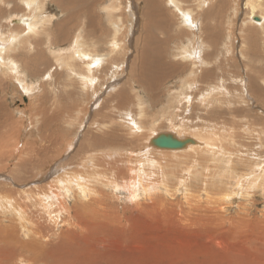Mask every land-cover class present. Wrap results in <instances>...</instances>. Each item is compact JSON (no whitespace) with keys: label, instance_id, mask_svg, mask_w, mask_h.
<instances>
[{"label":"rangeland","instance_id":"rangeland-1","mask_svg":"<svg viewBox=\"0 0 264 264\" xmlns=\"http://www.w3.org/2000/svg\"><path fill=\"white\" fill-rule=\"evenodd\" d=\"M35 1L0 0V34H6L0 36V61L7 63H0V147L1 140L7 143L1 148L0 193L15 175L37 181L44 161H53L55 169L71 161L79 166L90 150L98 173L110 178L118 168L126 177L118 162L141 150V162H151L140 166V180H147L148 172L154 186L148 197L135 190L137 206L126 190L91 185L89 196L106 201L101 207L110 216L107 225L72 238L66 230L75 221L61 213L52 220L59 234L47 247L52 250L48 259L75 263L81 255L79 263L85 264L82 257L89 261L102 251L105 264L264 263V24L250 19L253 5L255 16H264V0H176L179 9L169 0H152L159 9L147 14L152 13L153 22L162 16L174 36L160 51L151 44L148 55L145 0H61V5L60 0H38L45 22L28 30L10 22L31 14ZM107 5L117 9L106 11ZM156 27L150 26L151 33L165 37ZM74 42L80 51L98 55L92 64L93 88L82 75L84 59L67 51ZM186 45L190 53L183 58ZM52 46L62 50L58 57ZM158 53L162 62L156 63ZM153 58L144 70L143 59ZM14 62L19 73L9 69ZM66 63L75 65L73 75ZM152 68L161 75L156 81ZM146 83L155 84L146 89ZM164 133L181 139L199 134L218 150L199 145L191 151L195 143L190 142L180 150L152 145L147 153L149 138ZM26 159L34 161L26 174L18 169L21 164L15 170ZM50 174L38 185L46 186ZM75 192L68 193L73 208ZM92 201L91 210L95 205L98 211ZM21 264L35 262L24 258Z\"/></svg>","mask_w":264,"mask_h":264},{"label":"bare ground","instance_id":"bare-ground-1","mask_svg":"<svg viewBox=\"0 0 264 264\" xmlns=\"http://www.w3.org/2000/svg\"><path fill=\"white\" fill-rule=\"evenodd\" d=\"M43 2H44V0H43ZM57 2H58V0H57ZM61 2L62 1L60 0L59 5H61ZM145 2H146L145 6H148L145 14H146V16H148L149 22H148L147 28H145L146 29L145 30L146 36H147L145 39L146 40L145 42L146 43L148 42V43H147V46H144L145 47L144 50L146 52V55H148L149 53L147 54V52L149 50H150L149 52L152 53L151 49H149L150 48L149 46L151 44L153 46L152 50H154V52H157L158 50L160 51V49H163L162 44H165L167 42V40H170L172 35L174 36V34H172V30H171L170 25L164 21V18L162 16L159 15L160 18H158L157 20H155L153 22L152 13L155 15L157 14L156 10L159 9V4L155 3L153 5L154 2H152V0H145ZM37 3H39L38 0L35 1L34 4H32V13L28 14L26 18H22L20 16L19 18L11 19L10 22H12V23L16 22V24H18L20 26L24 25L26 30L30 29L32 27V25H36V24H40V23L45 22L46 17L44 16V14L42 12V7L40 6L41 4H37ZM169 3L171 4V6H173V8L179 9V7H178L179 4L176 2V0H169ZM115 9H117L116 5H111V6L107 5L106 11L115 10ZM255 9H256V5H253L252 10L250 12V19H251V17H253V20H254ZM149 11L152 13L147 14V12H149ZM37 17H38V19H37ZM258 22H261V23H258L259 25L264 24V16H262L261 20H259ZM152 25L155 27L157 26L158 28L163 30V36H165V35L166 36L162 38L161 36H159L162 33H158V32H154L155 35L152 34L151 28H150V26H152ZM11 32H12V30H11ZM35 32H38V31H35ZM177 34H178V32H177ZM5 35L6 34H4V33L0 34V36H5ZM15 35L17 36V34H15ZM21 36H24V35H21ZM157 36H159V37H157ZM175 36H176V34H175ZM252 42H253V40H252ZM114 44H115V46H112V47L114 49H116L118 47L119 43L114 42ZM75 46L76 45L74 42V44L72 45V48L70 50H67V51H70L69 54H71V57H74L73 54L76 52V54H77L76 57L84 59L85 73L82 75H84L86 77V79H88L87 81H90V84L93 88V85L95 84V82L93 80H96V75L93 74L95 69L93 68L92 64H93V61L95 60V57L98 58V55H96V54L94 55V53L90 49H86V52L80 51V48H79L80 45H78L76 47ZM38 47H39V43H38ZM52 48H54V47L52 46L50 48V50H52L51 53L56 55V57H58V55L61 54L62 50L58 49L56 51L55 50V49H57L56 47L54 49H52ZM183 48H185V49H183V51H181V52L183 54L182 57L185 58V54L190 53V50H189V47H187V45L184 46ZM144 56H145V53L143 54V57ZM4 57H5V55H4ZM144 59L142 61V64H143L142 68L145 65L150 64L151 62L153 64L154 58L152 59V61L151 60L145 61ZM155 59H156V63L162 62V58H160L159 53L155 55ZM1 62H2V66L7 64L6 62H5L6 64L4 63V59L1 60L0 63ZM100 62H101V60H100ZM64 65H66V67H68L70 69L69 72L71 74L76 71L74 64H71V63L67 64L66 63ZM10 66H11V64L9 65L10 70L14 69L15 73L20 72V70L17 67L16 62H14V64L12 65L11 68H10ZM155 66L158 67L159 69H161V67H159L158 64H156ZM145 69H146V67H144V70ZM76 74H78V73H76ZM152 75H153L155 81H156V77L159 78L161 76L160 74L156 73L155 68L154 69L152 68ZM146 78H147V74H146ZM17 82H18V80H17ZM154 84L155 83H152V84L146 83L145 87H146V89L151 88V86H153ZM21 86H22V83H21ZM21 86H19V87L17 86L16 88L19 89V88H21ZM115 86H117V85H115ZM31 88H30V86H28V84H25V89H31ZM24 97L28 98V94L26 95V93H24ZM219 134L221 135L220 132H219ZM214 135H215V138L219 137L216 134H214ZM234 135H236V134H234ZM156 137L149 138V145L146 146V150H147L146 152L147 153H149L150 147H152V145H153L152 140ZM193 138H195L196 141H194ZM193 138H189V137H185L184 139L178 138V139L183 140V141H188V139H189V142L186 144V146L182 147V149L189 147L188 145L191 142V143H195L194 146L191 144L192 145L190 147L191 151H197L198 148H200V147H201V149H204L208 152L218 150V148H216L214 146L215 143H214V145L211 144L208 141V139H204L199 134L193 136ZM211 138H213V137H211ZM1 141L4 143L0 147V157H3V155H5L4 154L5 149H1V148L2 147L5 148V146H7L6 145L7 143H6V140H4V139ZM199 145H201V146L199 147ZM205 146H208V147H205ZM141 152L142 151L139 150L138 152L129 153L130 156H128L127 159L118 162L117 165L125 166L126 177L120 176V174L124 173V171H123V169L118 168L117 170L120 174L117 171L113 172L111 174V176H112L111 178L113 180L104 174L98 173L99 167L95 165L96 162H94V160H93V154H92L91 150H90V152L88 151L87 154L83 158L78 160L79 166H72L73 162L71 161L68 163H66V162L61 163L60 166L56 167V169H55V168H52L51 164L53 163V161H51V160L44 161V163L41 165L40 164L38 165L36 163L39 166L37 169V173L39 172L38 174H40L39 175L40 178L37 181H36V179L29 180L27 178H20L19 175H15V178H12L13 180H11V182H12V184L17 186V189L14 188L12 186V184L10 185V183H7V185H9L10 187L4 185L6 192L0 193V264H21V261L24 258L25 259H33L35 264H53L50 261V259H48L49 253L52 250H51V248H47V247H50V243H52V239H54L59 233L57 234V226L52 224V220L56 221L57 220L56 217H58L61 213L65 212V211L68 214L67 219L70 217L72 220L75 221V224L73 225V227L66 230L67 233L69 234V236H71L72 238L76 236V233H81L82 231L87 232L86 230H89V232H88V234H89L91 228H95L97 230V229H102L104 226H106L110 216H107V208L105 206L103 208L101 207L102 205L105 204V202H106L105 199L104 198H99V199L97 198V200H95L89 196L90 193L92 192L91 185H93L94 183L100 184V185L108 187V188H111L114 191L126 190L129 193V198L132 200V202L134 204H136L138 206V204H139V202H137L138 193H135V190L137 189L139 192H141V190H142L143 194H144L143 196L148 197L152 192V188L154 187V186L150 185V184H152L150 182V180H152V179L149 178L148 172L144 173L146 175L147 180H140V178H141L140 171H139L140 166L147 165L149 162H151L150 158H146L145 162L143 159V162H141V159L143 157V155H139ZM115 154L116 153H113V155H115ZM153 161L154 160H153V155H152V162ZM21 162L22 163H19L16 165L15 170L21 169L25 174L29 170L28 169L29 165L34 164L33 163L34 161L32 162L31 160H28V159H26L25 161L21 160ZM20 164H21V167H19L17 169L18 165H20ZM53 165H54V163H53ZM71 166H72V169H71ZM1 167H4V166H1ZM65 167H68V169L67 168L65 169ZM21 170L18 172H22ZM62 170H65V171L63 172ZM49 172H51V174L48 175V177L46 176V178H48V182H46V186L45 185H43V186L38 185V183L41 182V180L44 179L45 175L49 174ZM118 179H121V180H118ZM255 180H257V178H254V181ZM15 182H17V183H15ZM33 184L35 185V187H31ZM14 189H16V190H14ZM72 192H75L74 197L77 200L76 204L74 205L75 206L74 208L71 207L70 203L68 202V193H72ZM13 197H16V198L13 199ZM224 197L228 198L227 195H225ZM27 198L30 199V201H33V205L30 204V202L27 200ZM12 199L14 200L13 202H12ZM91 199L94 201V204L97 203V207L100 208L98 211L96 210L97 208L95 207V205H93L94 207L91 210V208H90L91 204H89L92 201ZM31 206H34L35 208H32ZM207 207H209V206H207ZM198 208H200V207H198ZM100 211L104 212V216H107V217H104L103 215H101ZM38 217H41L40 219H42L43 221L40 220ZM116 218L120 219V217H116ZM246 218H247V216H246ZM250 219H252V218H250ZM46 221L51 223L52 226L49 225V223ZM260 223H261V221H260ZM79 225L86 227V228L79 229L78 228V227H80ZM55 227H56V229H55ZM45 228L47 229L48 232H46ZM96 230H94L95 234L97 232ZM91 231L93 232V230H91ZM19 232L24 233L25 236L28 237V238H26L28 240H26V239L21 240L19 238V235H18ZM49 232L52 235H49ZM64 234H65V232L61 233V235H64ZM86 240H89V238L87 237ZM59 241H60V239H59ZM59 241H58V243H59ZM91 241H89L86 244L87 245L89 244L90 246H92ZM81 242H83V240ZM63 243H64V241L61 244L63 245ZM93 243H95V242H93ZM55 244H56V242H55ZM59 247L60 246L58 245L57 247H55V248L52 247V248L56 249ZM94 248L95 247H92V249H94ZM57 250H59V249H57ZM95 251H96V249H95ZM236 251L241 252L240 250H236ZM55 252L57 253L56 250H55ZM28 253H29V255H28ZM79 253H80V251H79ZM97 254L105 256L102 253V251H99V253H97ZM52 255H53V253H52ZM102 256H100L99 258L91 257V260H89V261L87 259H84V257H82V258H83V261L85 262V264H105V263H102V262H104V259ZM65 257H66V255H65ZM80 259H81V255H80V258L77 257L75 259V263H72V262H68V261L63 260V259H57L55 257V260L58 261L57 262L58 264H78ZM262 259H264V258H262ZM252 262H260V261H252ZM262 264H264V263H262Z\"/></svg>","mask_w":264,"mask_h":264},{"label":"water","instance_id":"water-1","mask_svg":"<svg viewBox=\"0 0 264 264\" xmlns=\"http://www.w3.org/2000/svg\"><path fill=\"white\" fill-rule=\"evenodd\" d=\"M254 20L259 21L261 20V17L255 16ZM188 142L189 139L188 141L180 140L172 133L161 134L152 140V144L157 148H166L174 150L182 149V147L186 146Z\"/></svg>","mask_w":264,"mask_h":264},{"label":"crops","instance_id":"crops-1","mask_svg":"<svg viewBox=\"0 0 264 264\" xmlns=\"http://www.w3.org/2000/svg\"><path fill=\"white\" fill-rule=\"evenodd\" d=\"M14 2H15V1H14ZM59 38H60V39H62V38H63V36H62V35H59Z\"/></svg>","mask_w":264,"mask_h":264}]
</instances>
